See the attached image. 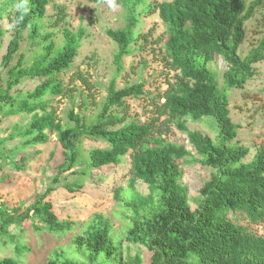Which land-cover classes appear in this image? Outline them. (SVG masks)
<instances>
[{
  "label": "trees",
  "instance_id": "trees-1",
  "mask_svg": "<svg viewBox=\"0 0 264 264\" xmlns=\"http://www.w3.org/2000/svg\"><path fill=\"white\" fill-rule=\"evenodd\" d=\"M147 1L117 0L125 11L126 24L105 30L116 46L113 62L119 73L124 71L125 57L142 49L138 41L147 42L152 33V29L148 33L137 30L141 17L157 13L166 30L165 37L156 40L158 46L163 42V62L174 75L167 80V88L155 96L147 93L143 81L119 88L112 80L101 111L88 123L87 116L75 113L73 108L62 122L53 105L58 97L72 99L73 89H66L61 75L75 61L86 30L65 26L66 6L62 4L54 5L55 17L46 24L51 0H27V14L19 7L25 0H0V20L7 17L14 25L2 57L7 76L4 88L0 78V113L31 115L23 130L9 138H22L26 148L46 144L54 134L64 155L53 185L37 194L25 210L9 209L0 203V243L5 244L10 234L13 237L12 230L23 231L27 221L36 231L52 234L72 229L74 222L59 219L46 197L60 184L61 174L76 166L81 140L88 138L107 144L89 151L91 168L119 165L130 154L128 191L133 196L126 203L130 226L122 240L114 242L111 221L96 213L83 232L73 236V250L68 254L55 252L48 264H142L140 254L124 255V240L150 251L151 264H264V236L230 218V213L240 212L251 224L264 221V139L252 160L244 162L249 148L233 142L240 124L230 117L226 92L243 88L255 74L254 64L264 60V36L244 57L237 52L246 36L245 22L264 7V0H163L143 6ZM15 6L18 8L12 14ZM48 25L61 26V39L56 40V32L48 31ZM24 30L31 45L39 48L31 60L19 53ZM4 33L0 28V39ZM216 56L226 62L222 85L207 66ZM35 77L41 79L35 89L23 96L12 94L25 78ZM76 79L92 92L93 83L83 73H77ZM139 97L144 100L143 114L147 118L128 122L127 99ZM206 116L217 122V142L186 124L187 118L197 121ZM171 126L186 134L202 165L215 169L200 188L201 199L195 209L191 208L180 167L190 151L167 139ZM26 161L25 156L12 160L11 169L24 170ZM137 181L147 185V194L136 191ZM63 186L75 192L83 185L66 182ZM15 250L16 257L31 252L24 243L15 245ZM16 257H4L0 264H19Z\"/></svg>",
  "mask_w": 264,
  "mask_h": 264
},
{
  "label": "rangeland",
  "instance_id": "rangeland-1",
  "mask_svg": "<svg viewBox=\"0 0 264 264\" xmlns=\"http://www.w3.org/2000/svg\"><path fill=\"white\" fill-rule=\"evenodd\" d=\"M161 1L163 0H148L143 6ZM56 4L66 6L65 26L72 30L80 27L86 30L75 61L71 68L61 75L66 89H73L72 99L67 98L68 96L58 97L53 103L62 122L66 121V114L72 108L75 113L85 114L88 123L95 121L97 114L101 111L107 87L112 80L117 82L119 88L143 81L147 93L153 96L167 88V80L174 75V71L165 67L160 48L163 42L158 46L159 40H156L164 38L166 30V25L157 13L141 17L137 30L148 33L152 29V33L148 35L147 42L138 41L137 45L143 48L136 50L132 56L125 57L124 71L119 73L113 62L116 46L105 35V30L121 28L126 24L123 8L119 5L115 10L110 9L106 0L101 2L51 0L47 6L46 24L54 19ZM17 8L18 6H15L12 9V14ZM0 28L5 30L0 39V78L4 88L7 69L2 65V57L13 36L14 25L7 17H4L0 20ZM46 29L54 30L56 40L61 39V26L53 28L48 25ZM245 30V39L237 51L242 57L264 36V7H259L245 22ZM23 35L25 38L21 42L19 53L31 60L33 55L39 52V48L31 45L27 38V30H24ZM19 53L11 65L15 64ZM207 66L216 74L219 84L222 85L223 72L226 68L223 57L216 56ZM254 68L255 74L243 88L226 90L230 117L235 123L240 124L237 137L233 142L237 141L249 148V154L244 158V162L252 160L264 139V60L255 63ZM79 72L93 83L92 92L76 79V74ZM40 82L41 79L38 77L25 78L13 88L12 94L23 96L24 93L35 89ZM127 101L130 104L127 121H144L147 118V115L143 114L144 100L139 97L128 98ZM30 116L26 113L4 116L0 113V165H3L0 170V180L6 178L4 183H0V203L9 209L18 208L21 211L35 200L37 194L46 192L47 188L53 185V178L59 172V165L64 162L63 149L54 134L50 136L46 144L26 148L23 147L22 138H9L12 133L23 130ZM186 124L189 129L201 131L217 142L218 125L213 117L206 116L197 121L187 118ZM167 139L176 144H183L190 151V154L180 161V167L182 182L188 187L191 208L195 209L201 199L200 188L210 179L215 169L201 164L200 156L188 143L186 134L174 126H171ZM105 147L107 144L103 141L82 138L78 163L72 170L60 175V184L46 197L51 201L52 210L59 219L74 222L72 229L63 234H52L47 231H36L27 221L23 231L21 228L12 230L13 237L10 234L5 237V244L0 243V259L16 257L15 245L24 243L31 248V252L16 257L19 264H48L55 252L68 254L73 250L71 246L73 236L82 233L86 224L96 213L102 214L111 221L112 241L122 240L130 226L131 213L127 210L126 203L133 196L128 191L131 158L129 154L119 165L91 168L88 164L89 151L93 148ZM22 156L27 157L24 170H12L11 161L20 160ZM73 170L77 173L72 172ZM66 182H81L83 186L78 191L70 192L63 186ZM136 191L144 195L149 192L147 185L141 181L136 182ZM230 218L238 224L247 226L257 235L264 236V221L251 224L240 212L230 213ZM122 245L124 255L140 254L142 264H151V252L145 247L125 240Z\"/></svg>",
  "mask_w": 264,
  "mask_h": 264
},
{
  "label": "clouds",
  "instance_id": "clouds-1",
  "mask_svg": "<svg viewBox=\"0 0 264 264\" xmlns=\"http://www.w3.org/2000/svg\"><path fill=\"white\" fill-rule=\"evenodd\" d=\"M27 0H25V3L20 5L19 7H22L24 9V14H27V7H26ZM106 4L108 8L115 10L117 7H119L117 0H106ZM22 18V17H21Z\"/></svg>",
  "mask_w": 264,
  "mask_h": 264
}]
</instances>
